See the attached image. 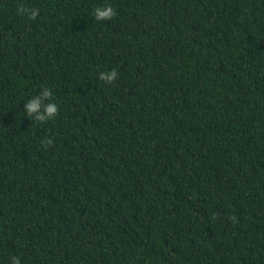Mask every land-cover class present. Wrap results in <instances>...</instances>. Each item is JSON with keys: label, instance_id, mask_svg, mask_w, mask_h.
<instances>
[{"label": "trees", "instance_id": "1", "mask_svg": "<svg viewBox=\"0 0 264 264\" xmlns=\"http://www.w3.org/2000/svg\"><path fill=\"white\" fill-rule=\"evenodd\" d=\"M42 86L58 114L38 124L24 110ZM13 256L264 264V0H0V264Z\"/></svg>", "mask_w": 264, "mask_h": 264}, {"label": "clouds", "instance_id": "2", "mask_svg": "<svg viewBox=\"0 0 264 264\" xmlns=\"http://www.w3.org/2000/svg\"><path fill=\"white\" fill-rule=\"evenodd\" d=\"M21 15H26L28 19L35 20L39 16V9L29 8L21 6L17 9ZM94 19L96 21H109L116 15V10L110 6H97L94 9ZM119 77V73L116 69L111 71L101 72L99 79L106 84L111 85L116 82ZM54 96L53 91L47 87L42 86L39 95H36L29 99L25 104L24 112L26 115L38 124H45L46 122L54 119L58 114V106L56 103L51 102ZM44 147L54 146V140L52 138H46L42 142ZM11 264H21L19 257L13 256Z\"/></svg>", "mask_w": 264, "mask_h": 264}]
</instances>
